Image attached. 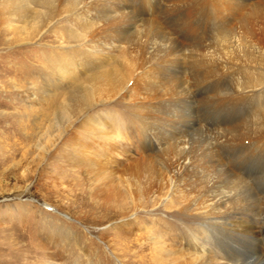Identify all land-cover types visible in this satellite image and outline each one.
I'll return each instance as SVG.
<instances>
[{"label": "rangeland", "instance_id": "rangeland-1", "mask_svg": "<svg viewBox=\"0 0 264 264\" xmlns=\"http://www.w3.org/2000/svg\"><path fill=\"white\" fill-rule=\"evenodd\" d=\"M70 1L58 9L59 2L53 1L54 6L51 0H23L18 8H15L12 0H0V264H172L173 249L188 248L187 239L196 233V224L202 220L197 193L205 171L199 168L201 175L195 170L177 179L167 165H162L161 157L167 155L165 151L162 152L160 148L157 152L144 151L142 143L146 137L151 142L154 140L148 134L147 120L168 122L176 117V113L178 115L176 110L188 105L171 100L170 97L173 98L181 89L174 85L172 88L171 84L166 83L170 74L168 65L162 63L156 66V70H149L145 68L149 64L145 62L147 58H138L132 47L127 54L123 53L120 58L114 56L109 64L101 67L113 68L120 63L118 60L125 62L127 76L121 85L129 77L132 78L127 82L125 91L119 94L115 92L110 99L94 98L95 105L90 111L91 115L100 114L105 122L111 121L116 126L115 139L111 143L124 156H119L117 160V171L113 172L110 168L102 169L105 173L99 174L100 170L88 174L78 161L80 156L75 154V150L79 152L78 148L83 147L77 142V136L94 146L90 148L93 152L100 146V142L94 141L89 132L81 127L78 129L82 116L75 119L72 125L75 130L77 127L76 134L70 132L73 129L70 128V131L61 133L56 144H49V134L57 136L62 132L61 128H69L65 109H49L47 97L43 96L45 75L50 76L53 71L52 57L66 52L74 55L73 52L79 51V58L82 56L84 59L95 44L89 39L92 25L83 20L85 16L79 18L69 13L71 9L68 8L73 6L75 0ZM161 1L160 4L145 1L138 4L134 12L118 24H127L141 15L142 20L137 24L138 29L143 30L142 36L149 40L163 38L164 31H175L182 26L195 24L196 21H192L195 12L188 13L183 5L197 8L198 3L200 13H206L208 18L200 14L197 23L199 30L194 34L200 33V43L205 44L208 54L200 53L197 58L196 63L200 68L187 60L189 65L185 64V69L191 76L193 91L194 88L198 89L196 96L199 93L205 95V86L196 87L205 77H212L219 87L214 99L207 95L198 96L199 101L191 103L189 109L193 110L194 107L200 124L205 120L211 122L224 117L222 111L227 109H231V112L249 110L237 120L236 125L239 126L228 132L223 131L227 136L264 129V0ZM8 4L12 5L9 7ZM155 5L160 8L152 10ZM11 8H15L14 13L9 14ZM21 11L25 15L30 13L25 22L18 20V12ZM143 17L146 19L143 20ZM203 18L207 22L204 26ZM189 21H192L190 25ZM30 36L31 40L26 42ZM139 36L142 37L136 32L132 33L131 42L135 44ZM197 70H200V79L196 82L193 78L191 82ZM208 71H211V75L207 74ZM82 79L72 80L68 88H73ZM209 79L208 85L214 83ZM160 86L166 88L168 93L163 88L162 92ZM246 86L254 88H244L240 92ZM37 87L40 88L34 90L36 100L31 101L29 91ZM156 87L160 93L155 92ZM161 93L163 95H159ZM209 127L212 130L214 125ZM195 129L187 137H190V142L194 141L195 146L199 145L197 141L201 143L216 133V130L207 133L200 128ZM244 141L246 143L247 139ZM70 142L75 150L68 145ZM40 145L46 148V153L39 148ZM148 153L158 161L156 168L162 172L164 189L160 194L156 187L145 196L140 193L137 196L141 202L135 208L126 206L127 212L122 215L119 210L124 209L126 201L120 191L129 187L131 191L141 192L150 184L143 175L125 170L130 168L134 157L140 158ZM164 166L168 169H164ZM227 180L224 178L223 182L227 189L233 187L234 183L235 186L230 189L238 187L234 192L230 190L235 195L229 203L231 206H228H241L236 216L244 218L252 200L247 193L249 190L233 178ZM172 183L178 184L183 191L185 197L181 199L182 202L171 194ZM100 186L105 187L103 193ZM241 193L246 195L242 194L245 199ZM170 196L174 198L171 209L165 205ZM247 202L250 203L247 205ZM258 205L264 221L262 198ZM178 208H182L181 213L176 215L173 211H178ZM163 221L166 223L158 228L156 224ZM261 232L256 231V235ZM154 237L157 238L155 242ZM162 238L170 247L156 249L159 245L156 243ZM237 249L233 252L236 264H247L249 255L246 245L241 244Z\"/></svg>", "mask_w": 264, "mask_h": 264}, {"label": "bare ground", "instance_id": "bare-ground-1", "mask_svg": "<svg viewBox=\"0 0 264 264\" xmlns=\"http://www.w3.org/2000/svg\"><path fill=\"white\" fill-rule=\"evenodd\" d=\"M22 1L23 0H12L15 8L20 7V3ZM51 1L53 5L54 2H59V7H57L58 9L61 8V5L71 2L70 0ZM144 1L148 4H160L162 2L161 0H75V2H72L73 6L68 8L71 9L69 10V13L76 14V16L79 18L85 16L83 20L88 21L86 23L88 25H92L93 27H91V37L89 39L95 44H93L94 46L93 49H91L92 51H90L89 55L84 59L82 56L79 58V55H81L79 51L73 52L74 55L66 52L60 56L53 55L54 57H52L51 66L53 67V71L50 73V76L45 75L46 82L42 86L44 87L43 89H45L43 96L47 97L49 109H53V111H57L59 108L65 109L67 112L66 122L68 123L69 128H61L63 130L57 136L54 134H49L47 137L49 141L48 143L56 144L55 141L60 139V136L62 135L61 133L70 131V128H73L70 132L74 131L73 133L76 134L75 131L77 130V127L75 130V127L72 125L74 124L75 119L82 116V121L79 124L78 129L81 127L84 131L89 132L91 137L95 139L94 141L100 142V146L93 152L90 150V148L94 146L87 144V141H83L81 138H79V136H77L78 138L76 140L80 146L83 147V149L78 148L79 152H77L75 148L72 147V142H70L68 145L75 150V154L80 156L78 161L80 164L82 163L83 168L88 174L92 173L93 171L100 170L101 172L99 174L105 173V171H102V169L110 168H112L113 172H115V170L117 171V160L119 159V156H123L120 155L123 154V152H121L120 149H117L116 145H112L111 143V140L115 139L116 126L112 125L111 121L105 122V118L100 114L91 115L90 111L95 105L94 98L99 99L98 97H100L99 100H101V97L103 99L112 98L115 92L119 94L125 91L127 82L132 78L129 77V79L123 85H121L122 80H125L127 76V71L125 70L126 63L122 60H118L120 63L117 67L106 69L101 67L107 63L109 64L110 60L114 56H118L120 58L124 55L123 53L127 54L132 47L134 50H136L138 58H147V61L145 62L149 64L148 66H146L147 64L144 66H146L145 68H149V70L151 68V70H156V66L159 64H167L170 69V74H168V78L165 80L166 83H169V85L171 84V87L174 85L178 88L180 87L181 89L178 94H176L177 92L175 93V96L173 94V98L170 97L171 93L170 96H168L172 101L174 100L175 102L180 103L186 102L188 107H181L176 110L178 115L176 113V117L174 116V119L168 120V122H160V120H147L148 124L146 127L148 134H150L154 140L151 142L146 137V141H143L142 143V149L147 152H157L158 148H160L162 152L165 151L164 154L167 155L161 157L163 159L161 161L162 165H167L173 176H175L177 179L182 178V176L187 172L195 170L199 172V168L205 171L202 176L203 181L200 185L199 193H197V197L200 199V207H198V209H200V219L203 221L200 220L201 222L196 224V233L187 239V245H189L188 248L173 249L174 262L172 264H236V260L234 259L235 253L233 254V252H235V250L240 247L241 244H244V246L246 245L247 247L249 255L247 264H264V221L262 219L263 213L260 212L258 205L260 198L264 200V129L248 130L247 133L243 132L238 135L231 136H227V134L223 133V131L228 132L229 130L239 126L236 125L237 120L241 118L242 114L244 115L249 110L231 112V109H227L225 112L222 111L225 114L224 117L221 116V118L219 117L216 119V121L211 122H208L209 120H205L206 122L202 121L203 123L200 124L198 115L196 116L197 112L194 110V107L192 108L193 110L189 109L190 104H194L199 99L198 96L201 97L207 95V97L213 98L215 96L214 93L219 87V84H216L212 77H205L202 80L203 82L196 85L197 88L199 85L200 87L205 86L207 88L205 92H203L205 95L199 93L198 96H196L195 92H197L198 89L194 88L195 90L193 91L190 83L191 76L189 77L185 69V64H188L187 60L196 63L197 58L200 57V53L208 54L205 44L200 43V33L197 32L194 34L196 30H199L197 23H199L198 21L201 14L200 5L196 3L197 8L195 6H188L185 4L183 5V9L188 13L195 12V15L192 19V21H196L195 24L190 25L192 21H189L188 25L190 26H182L177 28L175 31H164L163 38H151L149 40L148 38H144V36H142L143 30L140 31L138 29L137 23L139 20H142L141 15L139 19L133 18L132 20H129L127 24H118L127 15L132 14L137 5H140ZM169 1L171 0H166L165 2ZM11 5L12 4H8L9 7ZM163 5L164 3L161 6ZM15 8H11L9 14L14 13L13 9ZM90 8L92 9L91 11L89 10ZM156 8L160 7L155 5V8L152 10H155ZM18 13V20L20 22H25L28 20V16H30L29 12L27 15L23 14L22 11L21 13ZM201 15H203V17L206 19L208 18L206 17V13L202 12ZM204 18L203 26L207 23L205 21L206 19ZM144 19L146 18L143 17V20ZM186 19L185 23H187ZM28 23L30 24L31 22L29 21ZM84 26H86V24ZM134 32H136L137 35L142 36H139L135 44H133L130 40L131 34ZM31 37L32 36L26 38V42L30 41ZM193 67L196 66L193 65ZM197 68L200 67L197 65ZM129 69L130 67L128 70ZM197 71L195 76L190 74L193 76L191 82H193V78L196 80V82L200 79V70ZM207 74L211 75V71H208ZM80 77H83V79L77 82L73 88L69 89L68 86L71 84L72 80H76ZM208 78H211L209 79L211 80L210 82L214 80V83L208 85ZM155 83H157L156 80ZM164 86L165 85H163V87ZM39 88L37 87L29 91L31 101L36 100V94L34 90ZM172 88L170 89L169 86L170 90H172ZM244 88L252 89L254 87H242L240 92ZM58 89L62 91L57 92ZM153 90H151V92H153ZM156 90L157 87L155 92ZM155 92L153 93H160V90H157V93ZM166 93H168L167 89ZM159 95H163V93ZM164 95L167 94L164 93ZM213 111L211 113H213ZM147 116L145 115V117ZM50 124H52L51 121ZM211 124L214 125L212 130L209 127ZM208 127L210 129H208ZM195 128H200L207 133H212V131L214 133V130H216V133H214L213 136L210 135V137H208L206 140H201V143L197 141L199 145L195 146L193 143L194 141L190 142V137L189 139L187 138L188 134ZM84 134L87 133L84 132ZM246 139L247 141L245 143L244 140ZM94 144H96V142H94ZM39 148L44 150L43 152L46 153V148H44V146L40 145ZM25 154H27L26 151ZM150 155L151 153H148L146 156L140 158L134 157L133 161H131L130 168L125 170L126 172L138 174L139 176L143 175L150 182V184L147 185V189H143L141 192L131 191L129 187L123 190L125 191L123 194V191H120L123 199L126 201L124 209L122 208L119 210L121 213H123L122 215H124L125 211L127 212L125 209L126 206L129 205L132 206V208H135L138 205L140 199L137 195L140 193L145 196L146 194L151 193V190H154L156 187V191H158L160 194L164 189L162 172L159 171L160 169L158 170L156 168L158 161L153 158L154 156L150 157ZM164 162L165 164H163ZM167 167L164 166V169H168ZM123 169L121 171H123ZM224 178H226V180L227 178H233L235 179L234 181L244 184V186H246L249 190L247 193H249V196L251 195L250 197L252 200L251 203L249 202L250 204L247 202V205L249 204V209L248 212L246 211L247 213L244 218L236 216L238 212H240L239 209L242 208L241 206H239L240 208L237 206L230 207L231 205L229 204L231 203L232 199H234L233 197L235 193L232 192H234L238 187H236L234 190L230 189L235 186L236 183H234L233 187H229L227 189L226 184H223ZM175 184L176 183H174L172 186L171 194L176 195V198L179 197L180 200L178 201L182 202L183 200L181 199H183L185 196L183 195V191L179 189V185ZM237 186L241 187V185L238 184ZM104 189V186H100V191H102V193L104 192ZM230 190H232V192ZM106 192L110 193L107 189ZM242 194L243 193L240 195ZM245 198L246 197H244V199ZM167 199L168 201L165 205H169V209H171L174 198L170 196L167 197ZM181 209L182 208H178V211L173 212H176L177 215L178 213H181ZM165 223L166 222L163 221L162 223H157L156 226H159L158 228H160V226ZM256 231L262 232L256 235ZM156 239L157 238L155 237L153 238L154 242ZM157 244L159 245L156 246V249H160L162 246L166 248L170 247V244L166 243L163 238L162 241H158L156 245ZM184 245H186V243ZM236 254H238V252ZM156 260L158 262V259Z\"/></svg>", "mask_w": 264, "mask_h": 264}]
</instances>
